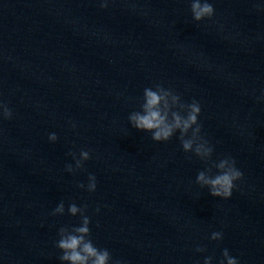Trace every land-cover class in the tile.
Returning <instances> with one entry per match:
<instances>
[{
	"label": "water",
	"instance_id": "obj_1",
	"mask_svg": "<svg viewBox=\"0 0 264 264\" xmlns=\"http://www.w3.org/2000/svg\"><path fill=\"white\" fill-rule=\"evenodd\" d=\"M209 2L197 23L189 0H0V264H61L72 203L110 264H264V0ZM156 84L199 102L210 161L129 124ZM225 156L243 173L228 199L195 183Z\"/></svg>",
	"mask_w": 264,
	"mask_h": 264
},
{
	"label": "clouds",
	"instance_id": "obj_2",
	"mask_svg": "<svg viewBox=\"0 0 264 264\" xmlns=\"http://www.w3.org/2000/svg\"><path fill=\"white\" fill-rule=\"evenodd\" d=\"M101 8L107 7V3L100 4ZM189 11L194 22L211 20L214 16V7L209 0H189ZM259 99H264V93ZM140 111L129 114V124L137 129L151 133V139L155 142H166L179 132L178 139L182 150L185 153L191 152L201 161L211 160L213 147L201 135V124L198 117L201 106L198 101L192 100L190 103L181 102L178 94L171 89H166L160 84L154 87H146L143 90ZM13 113L8 105L0 101V119H11ZM75 128V124L71 125ZM50 142L57 140L55 133L48 135ZM75 162V169H80L83 163L90 159L88 150L81 149L79 155L69 152ZM72 164L65 166V171L72 173ZM215 169V173H213ZM243 173L236 167V162L231 156H225L218 161H212L203 171L198 172L195 183L201 188H207L213 197L228 199L231 197L233 189L236 188V181L241 180ZM96 177L88 176V184L77 185L78 188L85 189L89 193L96 190ZM87 205L77 207L75 203L68 206V213L72 216L80 215L79 226L71 228L61 227L58 230L59 239L55 242V247L61 252L58 257L61 264H110L111 255L107 249L97 248L90 238V218L85 214ZM99 211V208L96 209ZM64 213L63 202L59 203L52 215ZM223 238L222 232H213L209 239L219 241ZM205 249L197 246L196 252H203ZM212 257H205L203 264H211ZM119 264V261L113 262ZM218 264H239L237 258L230 256L228 249L222 251V259Z\"/></svg>",
	"mask_w": 264,
	"mask_h": 264
}]
</instances>
